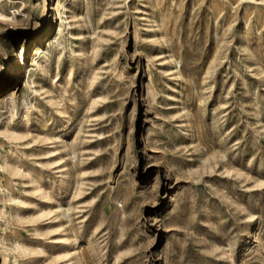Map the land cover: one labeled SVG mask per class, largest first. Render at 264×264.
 I'll list each match as a JSON object with an SVG mask.
<instances>
[{
    "label": "rangeland",
    "instance_id": "obj_1",
    "mask_svg": "<svg viewBox=\"0 0 264 264\" xmlns=\"http://www.w3.org/2000/svg\"><path fill=\"white\" fill-rule=\"evenodd\" d=\"M0 264H264V0H0Z\"/></svg>",
    "mask_w": 264,
    "mask_h": 264
},
{
    "label": "bare ground",
    "instance_id": "obj_2",
    "mask_svg": "<svg viewBox=\"0 0 264 264\" xmlns=\"http://www.w3.org/2000/svg\"><path fill=\"white\" fill-rule=\"evenodd\" d=\"M42 1H43L44 6H46L48 0H42Z\"/></svg>",
    "mask_w": 264,
    "mask_h": 264
}]
</instances>
